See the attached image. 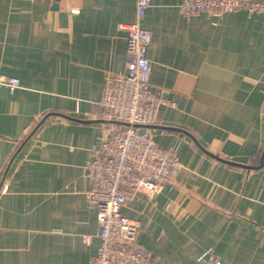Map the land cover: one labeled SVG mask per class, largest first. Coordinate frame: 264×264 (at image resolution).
<instances>
[{
	"label": "crops",
	"instance_id": "1",
	"mask_svg": "<svg viewBox=\"0 0 264 264\" xmlns=\"http://www.w3.org/2000/svg\"><path fill=\"white\" fill-rule=\"evenodd\" d=\"M153 0V126L182 169L124 207L153 264H264V12L186 17ZM137 0H0V264H89L100 246L86 165L104 136L97 104L126 71ZM73 117L74 119H72ZM228 161L234 162L230 165ZM90 237V239H88Z\"/></svg>",
	"mask_w": 264,
	"mask_h": 264
},
{
	"label": "built area",
	"instance_id": "2",
	"mask_svg": "<svg viewBox=\"0 0 264 264\" xmlns=\"http://www.w3.org/2000/svg\"><path fill=\"white\" fill-rule=\"evenodd\" d=\"M153 0H137L136 19L128 31L126 71L110 77L97 104L104 136L91 147L86 165L94 182L90 202L96 208L100 239L98 253L89 264H153L150 251L137 243L140 224L131 221L124 207L138 194L156 196L166 185H176L182 169L178 153L160 146L153 126L163 106L175 105L166 89L152 87L153 63L148 56L152 31L142 21ZM245 9L264 12V0H182L186 17L201 13L220 16ZM21 87L18 77L0 74V88L14 94ZM90 239V237L88 238ZM198 264H231L208 248Z\"/></svg>",
	"mask_w": 264,
	"mask_h": 264
},
{
	"label": "trees",
	"instance_id": "3",
	"mask_svg": "<svg viewBox=\"0 0 264 264\" xmlns=\"http://www.w3.org/2000/svg\"><path fill=\"white\" fill-rule=\"evenodd\" d=\"M72 119H74L73 117H71ZM230 165H234L232 161H228Z\"/></svg>",
	"mask_w": 264,
	"mask_h": 264
}]
</instances>
